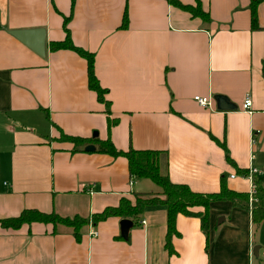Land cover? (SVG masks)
<instances>
[{
  "label": "crops",
  "instance_id": "crops-1",
  "mask_svg": "<svg viewBox=\"0 0 264 264\" xmlns=\"http://www.w3.org/2000/svg\"><path fill=\"white\" fill-rule=\"evenodd\" d=\"M200 1L208 22L170 0H76L73 11L72 0H0V219L25 209L92 219L123 198L135 203L137 193L164 199L151 179L131 174L126 157L100 150L107 139L118 150L161 151L162 171L194 192H219L225 177L250 196L251 166L264 188V1L258 28L252 0ZM65 17L74 43L95 54L109 112L89 88L87 60L51 49L66 38ZM33 28L46 30L45 55L11 33ZM218 95L233 108L219 107ZM167 218L165 205H150L128 218L127 237L124 217L111 216L83 226L80 240L63 224L0 223V264H264V222L230 200L211 204L204 228L200 217L179 214L172 251Z\"/></svg>",
  "mask_w": 264,
  "mask_h": 264
},
{
  "label": "trees",
  "instance_id": "trees-1",
  "mask_svg": "<svg viewBox=\"0 0 264 264\" xmlns=\"http://www.w3.org/2000/svg\"><path fill=\"white\" fill-rule=\"evenodd\" d=\"M264 0H252L250 3L252 27L258 28V7ZM172 4L182 10L189 12L193 17H200L205 21H210V13L205 11L202 7L200 0H196V5L184 4L179 0H170ZM76 0H72V11L75 7ZM71 17V16H70ZM70 17L64 19V29L66 31V38L61 41H54L51 43L52 50L70 49L88 62V83L89 88L97 93L98 99L107 105L109 112L110 101L106 99L108 89L102 87L96 72H95V54L82 47L77 46L70 34L68 23ZM128 26V13L125 12L122 27ZM117 122L115 119L109 118V128ZM64 139H69L74 142H80L84 139L63 135ZM223 148L227 151L225 144ZM100 150L110 153L114 156H124L128 159L129 169L131 174L137 178H149L154 183L162 188L164 199L158 196H150L143 193H137L136 201L133 203L131 200L123 198L121 203L116 207H108L103 212L96 213L92 219L75 216L73 218L63 217L56 212H42L38 209H25L19 216L0 219L1 225L5 228L17 229L24 223L43 222L52 223L55 226L63 224L74 228L75 237L77 240L81 239V229L83 226L92 223H98L111 216H119L124 218L137 219L150 205L163 204L167 208L168 220V233H167V246L172 251L171 239L176 233V221L179 214L198 216L202 220L203 228L207 226L209 221V211L211 204L216 201L230 200L236 206H241L251 211L252 221L255 224L264 222V188L259 181H256V195L255 199L251 202L250 196L246 193L236 192L230 189L226 182L225 177L221 181V190L215 193H198L190 189L185 184H177L171 181L167 172L161 169V151L157 150H136L130 149L128 151L118 150L114 143L107 139L100 144ZM227 158L230 157L227 153ZM231 162H233L231 160ZM202 207L203 211H194V208Z\"/></svg>",
  "mask_w": 264,
  "mask_h": 264
},
{
  "label": "water",
  "instance_id": "water-1",
  "mask_svg": "<svg viewBox=\"0 0 264 264\" xmlns=\"http://www.w3.org/2000/svg\"><path fill=\"white\" fill-rule=\"evenodd\" d=\"M11 33L17 36L21 41L31 47L40 55H45L46 52V30L44 28H33V29H14ZM216 100L221 108H233V104L224 96L216 97ZM97 132L94 136H97ZM86 151L95 150L94 145H88ZM133 225V221L128 218L121 220V230L124 237L128 236L129 229Z\"/></svg>",
  "mask_w": 264,
  "mask_h": 264
},
{
  "label": "built area",
  "instance_id": "built-area-1",
  "mask_svg": "<svg viewBox=\"0 0 264 264\" xmlns=\"http://www.w3.org/2000/svg\"><path fill=\"white\" fill-rule=\"evenodd\" d=\"M195 100L197 101V103H199L202 106H211L212 104V100L210 96H202V95H196ZM252 98L250 96V94H247L244 100V104H243V108L245 110H250L252 107ZM261 173V169L256 167V166H251L248 170V173L245 174L244 176L247 177L250 180L251 183V190L249 192L250 194V200L251 202L255 199V195H256V178L257 176ZM232 177H235V175H231ZM143 223H146V221H143ZM93 225V224H91ZM91 236H98V231L95 229H92L91 231ZM264 254V252H263Z\"/></svg>",
  "mask_w": 264,
  "mask_h": 264
},
{
  "label": "rangeland",
  "instance_id": "rangeland-1",
  "mask_svg": "<svg viewBox=\"0 0 264 264\" xmlns=\"http://www.w3.org/2000/svg\"><path fill=\"white\" fill-rule=\"evenodd\" d=\"M160 189V188H159ZM255 229V228H254ZM254 229H252V233H251V236H252V239H256V235H257V231H255Z\"/></svg>",
  "mask_w": 264,
  "mask_h": 264
}]
</instances>
